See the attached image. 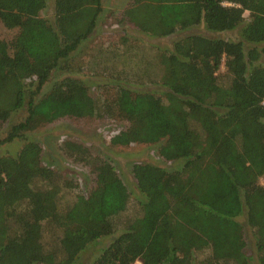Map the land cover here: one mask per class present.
<instances>
[{"label":"trees","instance_id":"obj_1","mask_svg":"<svg viewBox=\"0 0 264 264\" xmlns=\"http://www.w3.org/2000/svg\"><path fill=\"white\" fill-rule=\"evenodd\" d=\"M102 1L52 0L53 14L43 18L46 0H0V26L14 32L0 39V126L24 114L0 139V146L21 142L14 155H0V264H82L79 254L104 237L89 264H264V0H128L118 24L151 38L184 34L151 62L138 45L128 48L129 79L145 78L159 95L121 86L99 106L67 73ZM197 28L238 29V39ZM115 111L126 127L110 145H157L174 167L132 164L139 196L128 214V193L110 162L66 141L94 180L61 205L73 185L41 164L28 134L63 117ZM244 226L255 259L245 252ZM45 227L58 232L60 258L44 247Z\"/></svg>","mask_w":264,"mask_h":264},{"label":"rangeland","instance_id":"obj_2","mask_svg":"<svg viewBox=\"0 0 264 264\" xmlns=\"http://www.w3.org/2000/svg\"><path fill=\"white\" fill-rule=\"evenodd\" d=\"M128 0H103L102 12L98 16L94 32L83 41L76 53L72 55L73 65L70 64L69 76L76 77L86 85L88 95L101 106L104 100L110 101L116 96L118 88L126 86L137 91H150L161 93V88L151 83H146L145 78L139 76L129 79L127 63L128 48L130 45H138L147 62L154 60V53L168 51L171 43L182 37L184 33L164 38L146 37L117 23L121 11ZM53 14L52 0H46V7L40 13L43 18H50ZM245 16V14H244ZM199 34L213 36L228 40H237L238 29L220 34H208L202 28L194 30ZM13 31L5 30L0 26V39L8 40ZM125 37L126 44L120 42ZM119 72L120 83H115L112 77ZM219 72H223L221 66ZM56 73L49 82L44 85L42 93L46 92L52 80L60 78ZM158 85V84H157ZM24 116L23 110L13 114L9 120L0 126V139L4 137L5 130L12 124L19 122ZM126 127L125 120L116 111L91 119L60 118L52 123L45 124L28 134L29 139L36 142L41 149V164L57 172L61 179L71 183L73 188H66L60 195V204L66 205L72 202L78 193L85 194L93 187L94 176L90 168L70 155L62 147L66 141L75 143L85 148L91 155L99 156L110 162L115 172L128 193L126 212L130 214L135 209V201L138 193L130 174L132 164L148 163L162 168H173L174 162H164L158 155L157 145L112 146L109 141ZM20 141H13L0 146V155H14L20 148ZM243 225L244 216L236 217ZM245 252L255 259L252 251L251 234L244 226ZM58 232L45 227L42 233V242L47 251L53 252L60 258V250L57 245ZM109 237H104L94 244L87 246L77 257L75 263L89 264L100 250L107 244ZM206 253L197 254L195 259L200 260ZM252 264H256L251 261Z\"/></svg>","mask_w":264,"mask_h":264}]
</instances>
